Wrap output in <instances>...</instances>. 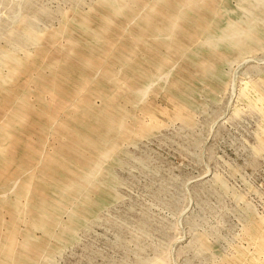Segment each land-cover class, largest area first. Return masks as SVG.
Returning <instances> with one entry per match:
<instances>
[{
	"label": "rangeland",
	"instance_id": "rangeland-1",
	"mask_svg": "<svg viewBox=\"0 0 264 264\" xmlns=\"http://www.w3.org/2000/svg\"><path fill=\"white\" fill-rule=\"evenodd\" d=\"M0 264H264V0H0Z\"/></svg>",
	"mask_w": 264,
	"mask_h": 264
}]
</instances>
